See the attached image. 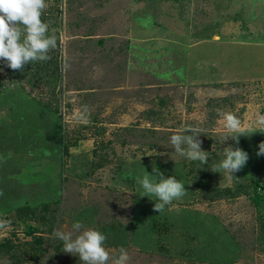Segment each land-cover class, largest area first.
I'll return each instance as SVG.
<instances>
[{"label":"rangeland","instance_id":"rangeland-1","mask_svg":"<svg viewBox=\"0 0 264 264\" xmlns=\"http://www.w3.org/2000/svg\"><path fill=\"white\" fill-rule=\"evenodd\" d=\"M46 2L57 57L0 61V264H83L53 235L75 222L128 264H264V133L225 140L221 116H264V0ZM190 127L207 165L170 144ZM230 147L245 167L213 172ZM154 169L187 189L160 213Z\"/></svg>","mask_w":264,"mask_h":264},{"label":"clouds","instance_id":"clouds-1","mask_svg":"<svg viewBox=\"0 0 264 264\" xmlns=\"http://www.w3.org/2000/svg\"><path fill=\"white\" fill-rule=\"evenodd\" d=\"M48 6L46 0H0V61L13 71H23L26 64L36 61L50 60L49 52L57 48V37L55 34L48 35L49 25L42 20ZM221 116L223 128L227 131L225 140L231 137L238 144L240 136H248L253 132L264 133V116L257 117L255 128L244 125L234 113L224 112ZM76 119L84 124L90 122L87 105L77 114ZM185 131L190 134L171 135L173 150L180 157L207 165L209 155L202 150V141L199 139L203 131L196 127ZM261 155H264V141L260 142L257 152V156ZM224 157L211 169L213 172H220L222 169L232 176L244 168L249 160L248 153L239 147L227 148ZM154 172V176L159 178L158 182L150 179L149 175L137 179L144 190L142 196L157 198L153 209L160 213L174 200L183 198L187 189L175 176L164 178L158 169H154ZM53 235L63 242L62 251L78 256L83 264H128L130 260L124 248L118 254L110 252L105 247L106 236L99 230L85 228L81 222L73 223L67 231L57 229Z\"/></svg>","mask_w":264,"mask_h":264},{"label":"trees","instance_id":"trees-1","mask_svg":"<svg viewBox=\"0 0 264 264\" xmlns=\"http://www.w3.org/2000/svg\"><path fill=\"white\" fill-rule=\"evenodd\" d=\"M44 18V14L42 15V19ZM58 45H59V42H58ZM59 49L57 50V48L56 49H53V50H51L50 52H49V55L51 56V54H52V59H55L56 57H57V54L59 53ZM51 60V59H50ZM36 64V63H35ZM47 62L46 63H44L43 64V67H42V65L40 66L39 64H37L36 65V67H38V68H40L41 70H44L47 66ZM257 188V187H256ZM255 188V189H256ZM258 198H259V196H258ZM156 225H158L157 224V222L156 223H154V226H155V228L157 229V231L158 232H160L161 231V227L160 226H157L156 227ZM8 241V240H7ZM2 247H6V249H7V252L10 254L11 252H14V246L13 245H10V241H8V242H6V243H4V244H1V248Z\"/></svg>","mask_w":264,"mask_h":264}]
</instances>
